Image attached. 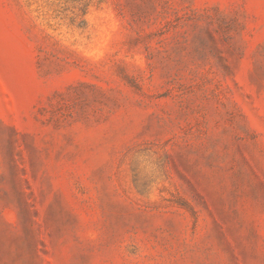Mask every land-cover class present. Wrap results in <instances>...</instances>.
<instances>
[{
	"label": "rangeland",
	"instance_id": "obj_1",
	"mask_svg": "<svg viewBox=\"0 0 264 264\" xmlns=\"http://www.w3.org/2000/svg\"><path fill=\"white\" fill-rule=\"evenodd\" d=\"M57 1L0 0V264H264V0Z\"/></svg>",
	"mask_w": 264,
	"mask_h": 264
},
{
	"label": "trees",
	"instance_id": "obj_2",
	"mask_svg": "<svg viewBox=\"0 0 264 264\" xmlns=\"http://www.w3.org/2000/svg\"><path fill=\"white\" fill-rule=\"evenodd\" d=\"M55 1H56V0H55ZM56 4H62V3H61V0H60V1L58 0Z\"/></svg>",
	"mask_w": 264,
	"mask_h": 264
}]
</instances>
